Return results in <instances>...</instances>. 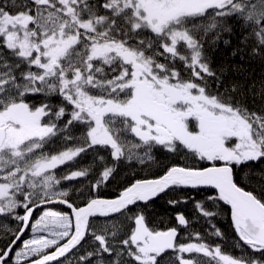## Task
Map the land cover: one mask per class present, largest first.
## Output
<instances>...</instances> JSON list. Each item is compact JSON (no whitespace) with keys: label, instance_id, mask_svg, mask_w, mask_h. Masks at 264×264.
<instances>
[{"label":"snow or ice","instance_id":"1","mask_svg":"<svg viewBox=\"0 0 264 264\" xmlns=\"http://www.w3.org/2000/svg\"><path fill=\"white\" fill-rule=\"evenodd\" d=\"M32 3V9L12 12L8 9L17 7L15 0H0V45L18 61L13 63L0 52V215L19 222L16 230L4 226L14 238L0 248V264H60L89 237L94 250H85L76 264H158L169 250L176 254V264H264V197L246 191L234 177L236 167L264 162V116L234 103L227 90L213 93L209 78L216 81L217 89L222 81L200 42L208 33L219 39L218 30H230L222 23L224 18L235 16L243 26H252L259 45L253 55H261L264 0ZM143 32L154 39L142 37ZM177 61L189 74L187 79ZM21 65L25 70L17 75ZM36 95L45 100L30 104L26 98ZM54 95L61 97L60 104L48 102ZM190 120L196 122L197 131L190 130ZM77 126L84 131L73 136L71 130ZM129 134L139 142L128 141ZM54 139L72 146L46 152ZM156 148L190 155L211 166L174 164L156 178L135 179L115 198L94 195L114 178L119 161L152 160ZM98 149L110 150L113 166H105L88 185L93 198L77 206L70 202L72 190L60 185L86 178L91 168L60 178L54 170ZM201 187L215 190L208 201L230 205L238 234L234 243L241 255L224 252L220 244L209 245L200 233L190 234L199 242L178 243V229L195 222L183 213L176 216L177 226L155 230L137 211L130 217L133 227L127 238L118 243H110L115 232L111 237L97 234L90 224V217L124 215L171 190ZM186 202L170 200L169 204ZM54 203L66 205L72 215L48 208ZM40 208L46 210L33 221ZM195 208L204 218L217 215L206 210L203 202H195ZM17 209H23V214ZM30 223L32 236L14 251ZM211 229L210 235L224 238L215 225Z\"/></svg>","mask_w":264,"mask_h":264},{"label":"trees","instance_id":"2","mask_svg":"<svg viewBox=\"0 0 264 264\" xmlns=\"http://www.w3.org/2000/svg\"><path fill=\"white\" fill-rule=\"evenodd\" d=\"M3 2L11 3L12 0H3ZM89 2L97 3L102 2V0H89ZM256 2L258 3V0ZM15 4L17 7H12L8 10L12 12L27 11L35 7L32 0H15ZM100 14H104L103 9L100 10ZM197 23H203V21H197ZM222 23L230 30H218L219 39L216 38L215 34L208 33L200 40L204 53L210 62L211 69L219 77L220 81H222L220 87L217 89L216 81L209 78V85L213 93L217 91L224 93L227 90V93L231 95L234 103L239 102L240 105L247 108L250 112L264 116V53L261 55H253V49H258L259 45L257 44L255 36L252 34V26H243V22L235 16L224 18ZM0 52H3L4 56L8 57L13 63L18 62L10 56L8 50L2 45H0ZM24 70L25 66L21 65V68L17 70V75H19L20 71ZM32 70L36 71L37 69L33 66ZM183 78L187 79L188 76H183ZM93 94L99 93L94 90ZM26 99L30 104L39 105L45 100V97L36 95L28 96ZM48 102L53 105H58L61 103V97L59 95L51 96L48 98ZM83 131L84 129L82 127L77 126L71 130V134L78 136ZM127 140L132 143L139 142L138 138H135L132 134L127 136ZM66 146H72V144L65 145L60 139H54L45 147V151L55 153L63 150ZM137 151L141 155L143 154L142 149ZM98 156L104 158L103 162L98 159ZM151 156L153 157L152 160L145 157L143 163H140L136 158L131 161L123 159L119 161L116 164L114 178L96 190L94 195L105 198L116 197L135 179L158 177L163 174L165 168L174 164L196 168L211 166V162L201 161L190 155L173 154L166 152L162 148L153 149ZM105 166H113V158L110 155V150L98 149L96 151L90 150L82 154L76 161L61 166L54 171L57 178H60L74 170L91 168L90 174L86 178H78L70 182L62 181L60 185L62 188L72 190L71 203L82 206L87 199L93 198L88 195V185L95 182ZM234 177L239 186L254 192L259 197H264V162L249 163L236 167L234 169ZM77 190L83 191L85 195H79ZM214 191L213 189H174L166 195H161L154 201L147 203V205L143 203L138 204L124 215L117 214L106 218H93L90 224L94 227L97 234H105L111 237V234L115 232V241L110 239V243H118L120 240L127 238V235L133 227L130 217L137 211L143 212L148 226L155 230H167L170 227L177 226L176 216L178 213H183L186 218L190 221L194 220L195 222L187 229L182 227L178 229L180 233L177 238L178 243H186L190 239H192V242H199L194 239V236L190 237V234L200 233L204 242H207L209 245L214 246L220 244L224 252L232 254L233 256H239L241 255V251L234 243L238 240V234L234 231L229 206L220 201H208L209 195ZM170 200H186L187 202L173 206L169 204ZM195 202H203L206 210L215 211L217 215L214 218H204L195 208ZM48 207L69 212L61 204H52ZM43 209L40 208L34 212L33 220L38 217ZM17 212L22 215L23 209H17ZM211 225H215L223 232L224 238L222 240L210 235L212 231ZM4 226H7L8 229L16 230L19 227V222L13 220L11 217L0 215V248H3L8 241L14 238L10 233L5 231ZM29 232L30 226L24 233L22 239L27 237ZM20 243L21 240L16 244L14 251L20 247ZM82 243V248L74 249L67 255V258L60 260V264H69V262L76 264L77 258L83 255L85 250H94L95 245H93L90 237ZM246 251L250 250L246 249ZM185 255L188 258L187 254ZM105 259L110 260L112 257L106 256ZM202 259L208 260L209 258L202 257ZM158 264H176V254L169 250L165 254H162Z\"/></svg>","mask_w":264,"mask_h":264},{"label":"flooded vegetation","instance_id":"3","mask_svg":"<svg viewBox=\"0 0 264 264\" xmlns=\"http://www.w3.org/2000/svg\"><path fill=\"white\" fill-rule=\"evenodd\" d=\"M141 35H142V37H150V38L154 39V37L152 36V34L150 32H143ZM176 66H177V68L181 69L182 77L189 75L187 72L183 71V65L180 62L177 61ZM105 70L108 71L107 68ZM189 128H190L191 131H197L198 130L196 122L194 120H190L189 121ZM235 142H236V140H235V138H233L232 143H235Z\"/></svg>","mask_w":264,"mask_h":264},{"label":"water","instance_id":"4","mask_svg":"<svg viewBox=\"0 0 264 264\" xmlns=\"http://www.w3.org/2000/svg\"><path fill=\"white\" fill-rule=\"evenodd\" d=\"M209 167V166H208ZM154 178H156V177H154ZM147 179H152V178H147ZM189 189H192V188H189ZM197 189H211V188H207V187H201V188H197ZM214 190V189H213ZM246 190V189H245ZM246 191H248V190H246ZM117 197V196H116ZM100 198H105V197H100ZM113 198H115V197H113ZM105 199H111V198H105ZM54 204H58V203H54ZM52 205V204H51ZM61 205H63V204H61ZM63 206H65L68 210H69V213H70V215H72V213H71V210L66 206V205H63ZM82 206H84V205H82ZM229 206V208H230V205H228ZM38 210V209H37ZM230 210H231V208H230ZM33 215H34V213H33ZM115 215H117V214H115ZM115 215H112V216H115ZM111 217V216H110ZM93 218H97V217H90V221H91V219H93ZM101 218H106V217H101ZM33 219V218H32ZM26 232V231H25ZM21 239H22V237H21ZM19 241H17V243H18ZM55 249H52L51 251H54ZM61 259H63V258H61ZM60 259V260H61Z\"/></svg>","mask_w":264,"mask_h":264},{"label":"rangeland","instance_id":"5","mask_svg":"<svg viewBox=\"0 0 264 264\" xmlns=\"http://www.w3.org/2000/svg\"><path fill=\"white\" fill-rule=\"evenodd\" d=\"M48 208H50L51 210H53V211H58V212H62V213H68L69 215H70V213L69 212H67V211H61V210H59V209H56V208H52V207H48ZM44 210H46L45 208L41 211V213L38 215V217L42 214V212L44 211ZM71 216V215H70ZM37 217V218H38ZM34 221V220H33ZM32 236V232H31V225H30V232L28 233V235H27V237H24L23 239H21V243H20V246L22 245V241L23 240H25V239H29L30 237ZM23 237V236H22ZM17 250V249H16Z\"/></svg>","mask_w":264,"mask_h":264}]
</instances>
